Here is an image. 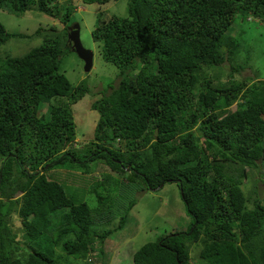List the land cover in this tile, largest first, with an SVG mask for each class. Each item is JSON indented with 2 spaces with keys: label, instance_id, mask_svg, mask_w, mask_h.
Masks as SVG:
<instances>
[{
  "label": "trees",
  "instance_id": "trees-1",
  "mask_svg": "<svg viewBox=\"0 0 264 264\" xmlns=\"http://www.w3.org/2000/svg\"><path fill=\"white\" fill-rule=\"evenodd\" d=\"M74 3L0 0V10L34 7L64 24L24 34L0 21V51L10 39L42 37L21 55H0V264L87 263L125 224L136 203L128 194L168 182L179 187L190 225L141 245L133 264H196L193 244L198 264H264V78L235 77L249 63L236 58L238 43L223 41L237 14L264 22V0H129L126 16L99 12L92 38L120 78L91 104L94 135L79 150L70 107L89 89L59 70ZM90 162L115 175L89 178Z\"/></svg>",
  "mask_w": 264,
  "mask_h": 264
},
{
  "label": "rangeland",
  "instance_id": "rangeland-1",
  "mask_svg": "<svg viewBox=\"0 0 264 264\" xmlns=\"http://www.w3.org/2000/svg\"><path fill=\"white\" fill-rule=\"evenodd\" d=\"M128 1L111 0L104 4L84 5L75 0L74 13L71 16L69 25L74 23L79 25L80 39L83 46L93 52V64L90 71H85L84 61L69 48L64 49L59 61L60 72L69 79L72 85L84 82L89 89L81 99L70 107L76 129V138L72 146L76 150L81 149L85 142L92 139L94 135L98 112L91 108V104L101 97L104 89L117 84L120 78V70L112 62L106 61L102 57L101 44L92 38L91 32L99 12L108 16L112 14L126 16ZM0 21L8 32L13 33L34 34L37 27L41 28L43 32H49L51 28L60 31L64 27V24L57 18L39 12L34 7L23 15H15L6 10H0ZM230 40L238 43L236 58L244 63H249V67L243 70L240 75L236 74L235 77L240 79L243 77L264 78V22L253 17L237 14L234 22L223 36L224 44ZM41 42L42 37L39 35L32 41L10 39L3 50L0 51V55L4 56L6 53L21 55ZM229 65L230 62L228 61L222 65L223 80L228 77ZM220 68V66H215L211 70ZM61 100L63 102L65 98ZM47 107L48 103H42L39 114L45 113ZM231 108L234 109L235 105ZM24 165L28 168L29 162L25 161ZM89 167L93 172L87 175L89 178L102 179L107 173L115 175L105 164L100 162H90ZM65 172H68V170ZM72 172L80 171L72 170ZM68 186L72 190L79 191L76 184H68ZM258 186L261 188L262 197H264V185L258 184ZM139 189L140 186L138 185L128 194L130 199H136V203L127 213L125 224L106 238L101 249H97L96 247L99 245H95L94 250L89 253L86 259L87 263H84L81 258H70L65 260L64 264H133V253L144 243L156 241L164 234L175 230H185L189 227L191 217L186 213L181 191L176 183L168 182L157 189H148L147 187ZM81 196L90 205H95L92 194L79 192V197ZM11 223L13 224L14 233L17 234L13 247L21 250L25 247V239L21 235L23 229L21 220L15 216L14 219L12 218ZM198 251L199 246L197 244L191 245V260L196 264L200 263Z\"/></svg>",
  "mask_w": 264,
  "mask_h": 264
},
{
  "label": "water",
  "instance_id": "water-1",
  "mask_svg": "<svg viewBox=\"0 0 264 264\" xmlns=\"http://www.w3.org/2000/svg\"><path fill=\"white\" fill-rule=\"evenodd\" d=\"M67 45L84 61L85 71H90L93 64V52L83 46L77 23L68 26Z\"/></svg>",
  "mask_w": 264,
  "mask_h": 264
},
{
  "label": "clouds",
  "instance_id": "clouds-1",
  "mask_svg": "<svg viewBox=\"0 0 264 264\" xmlns=\"http://www.w3.org/2000/svg\"><path fill=\"white\" fill-rule=\"evenodd\" d=\"M69 26H70V25H69ZM161 186H163V184H162ZM161 186H160V187H161ZM158 188H159V187H158ZM155 189H157V188H155Z\"/></svg>",
  "mask_w": 264,
  "mask_h": 264
}]
</instances>
